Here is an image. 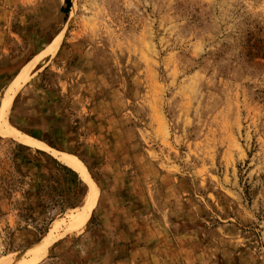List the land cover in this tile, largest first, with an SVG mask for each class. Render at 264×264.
Here are the masks:
<instances>
[{"label":"rangeland","instance_id":"374dc122","mask_svg":"<svg viewBox=\"0 0 264 264\" xmlns=\"http://www.w3.org/2000/svg\"><path fill=\"white\" fill-rule=\"evenodd\" d=\"M66 1L0 0V264H264V0Z\"/></svg>","mask_w":264,"mask_h":264},{"label":"bare ground","instance_id":"6f19581e","mask_svg":"<svg viewBox=\"0 0 264 264\" xmlns=\"http://www.w3.org/2000/svg\"><path fill=\"white\" fill-rule=\"evenodd\" d=\"M65 162L67 164H69L70 166H72L74 169H76L77 171H80L82 173V175L84 174V169H83V166L81 165L80 162H78L77 160L75 159H72V158H67L65 159ZM90 205V204H89Z\"/></svg>","mask_w":264,"mask_h":264},{"label":"trees","instance_id":"16d2710c","mask_svg":"<svg viewBox=\"0 0 264 264\" xmlns=\"http://www.w3.org/2000/svg\"><path fill=\"white\" fill-rule=\"evenodd\" d=\"M66 4H67L66 12H68L69 9L71 8V0H67V1H66Z\"/></svg>","mask_w":264,"mask_h":264}]
</instances>
